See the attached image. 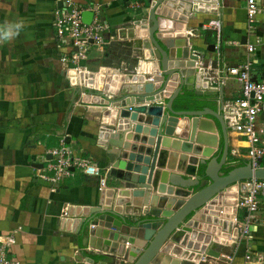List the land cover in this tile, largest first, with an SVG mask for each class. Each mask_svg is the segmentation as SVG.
<instances>
[{
  "label": "crops",
  "instance_id": "crops-1",
  "mask_svg": "<svg viewBox=\"0 0 264 264\" xmlns=\"http://www.w3.org/2000/svg\"><path fill=\"white\" fill-rule=\"evenodd\" d=\"M81 1L88 3L89 7H101L102 18L110 27L106 36L115 37L103 51L92 46L88 58L82 62V68L118 66L119 61L129 65L136 42L131 30L132 23L134 19L146 16V0ZM260 3L264 6V0H260ZM59 4L62 5V1L0 0V24L23 22V28L17 37L0 42V235L21 226L12 254L22 264H104L105 261L106 264H120L122 256L115 254L113 248L105 249L104 239L93 233L110 228L111 225L120 229L125 227L117 215L126 217L127 222L132 223L136 218L134 212L139 211L140 206L143 210L146 206L143 203L149 202L153 194H174L139 189L132 183H125L124 186L131 190L129 197L112 192L103 201V206L111 205L112 211L117 215L106 214L102 224H99L96 216L78 231L81 219L83 220L80 214L84 206H98L102 201V188L117 191L119 187L108 174L110 159L107 138L110 133L99 138L100 113L91 111L88 104L74 97L75 89L67 75V64L61 60L71 49L58 45L53 29V10ZM224 4L221 12L204 9L203 12L197 11L193 17L190 15L189 32H199V36L193 32L195 36L192 43L203 47L218 44L219 50L213 56L219 58L222 52L225 66H230L241 62L245 57L243 35H247V40H258L259 49L250 56L254 62V77L264 78V70L258 69L264 66V12L249 24L246 0H224ZM209 24L211 27L206 28L205 25ZM250 27L252 33L248 34ZM235 41L238 44H233ZM231 80L236 81L234 78L229 81ZM229 81L223 88L224 100L233 98L239 91L240 84L237 82V85H232ZM213 85L218 88L205 91L203 95L210 101L209 107L219 110L220 85ZM183 90L185 92L188 89ZM207 117L210 124L218 123L214 116ZM128 132L131 134L134 131ZM231 132L236 133L234 140L231 139ZM62 138L76 154L90 157L102 167L101 176L106 178L104 186H101L98 176L87 174L81 169H75L73 176L63 179L54 188L51 183L38 176L39 170L45 168L47 159L51 158L49 150L58 146ZM228 140L230 163L243 165L248 160L247 152L244 154L241 148L246 146L236 142L245 140H241L233 129L228 132ZM125 141L135 142L126 136ZM219 142L221 149L222 137ZM202 146L203 149L208 148L206 145ZM234 149L239 150V155L233 153ZM213 150L214 155L218 154L216 147ZM160 151L166 152L168 157L163 165H160V159L157 160V170L177 173L185 179L193 178V175L177 171L176 167L171 169L167 166L172 161L171 154L177 153L176 150L161 146ZM196 156L200 157L201 154ZM177 188L179 187L174 186V189ZM132 190L141 194L133 196L132 193L136 191ZM240 193L241 191L239 195ZM133 200L140 205L133 204ZM259 200V217L263 219L264 197H259ZM237 214L243 218L246 211L238 209ZM127 246L130 244L127 243ZM214 248L236 251L233 264H242L246 248L264 252V224L260 222L252 227L249 241L243 240L240 245L215 243ZM191 252L188 258L179 257V264H220L221 260L216 259L217 257H208L200 250ZM159 256L158 262L165 255L161 253ZM172 260L175 259L169 260V264Z\"/></svg>",
  "mask_w": 264,
  "mask_h": 264
},
{
  "label": "water",
  "instance_id": "water-1",
  "mask_svg": "<svg viewBox=\"0 0 264 264\" xmlns=\"http://www.w3.org/2000/svg\"><path fill=\"white\" fill-rule=\"evenodd\" d=\"M146 3V16L132 23L136 42L129 65L119 61L118 66L67 70L75 89L74 97L88 104L91 111L100 113L99 138L110 133L108 174L119 187L117 191L102 188L101 203L84 206L78 231L96 216L102 224L106 214L117 215L111 205L103 206L104 198L112 192L129 197L131 190L124 184L132 183L139 189L174 195L153 194L149 202L143 203L146 204L143 210L140 206L134 212V223L117 215L125 227L111 225L93 233L104 239L105 249L113 248L115 254L122 256L120 264H125L124 259L129 264H169V260L175 259L171 264H179L181 258L191 256L192 250L218 257L221 250L214 248V244H232L239 235L235 224L239 192L246 189L247 179H264V164L253 170L249 161L238 166L230 163L228 132L231 127L223 111V86L218 89L219 110L209 106L178 109L176 100L184 93L183 88L195 90L197 94L218 88L205 78L206 68L195 65L201 56L205 64L211 63L212 69L218 68L222 76L225 65L222 52L219 58L214 57L216 44L203 47L192 43L199 32H189L188 21L190 15L193 17L204 9L221 12L224 0H146ZM82 16L89 23L93 12L84 11ZM246 41L247 35H243L242 43ZM233 111L231 108L230 112ZM208 115L214 116L218 123L210 124ZM125 136L135 142H126ZM202 145L208 148L203 149ZM161 146L177 151L171 154L172 161L167 166L176 167L193 178L157 170V160L163 165L168 157L160 151ZM214 147L218 154L214 155ZM198 154L201 156L197 157ZM140 194L132 193L133 196ZM161 253L165 256L158 262Z\"/></svg>",
  "mask_w": 264,
  "mask_h": 264
},
{
  "label": "built area",
  "instance_id": "built-area-1",
  "mask_svg": "<svg viewBox=\"0 0 264 264\" xmlns=\"http://www.w3.org/2000/svg\"><path fill=\"white\" fill-rule=\"evenodd\" d=\"M62 5L53 10L52 25L60 47H69L71 51L64 54L61 58L67 68L82 69V62L89 56L92 46L103 51L111 39L112 35L106 36L110 31L107 22L102 18L101 7L98 5L89 7L88 3L81 0H59ZM246 14L249 24L254 22L258 15L264 12V6L260 0H246ZM92 11L91 22L83 20V12ZM212 24V23H211ZM211 24L205 25L210 28ZM252 33V28L248 29V34ZM192 34V33H191ZM233 44H238L237 41ZM246 54L241 62L234 65L223 67V75L220 76V70L213 68L211 63H206L200 56L196 61L197 68H206L204 76L210 84H218L225 87L226 83L234 78L240 84L236 96L224 100L223 111L227 124L237 132L241 140L247 141L248 149L246 157L253 170L261 168L264 161V78L258 79L253 75L254 62L251 53L259 49V41L247 40L244 43ZM216 50L219 45L216 44ZM210 62V61H209ZM124 63V61H123ZM234 108L233 112L230 109ZM50 159H47V165L39 170L38 176L52 184L53 188L63 179L73 176L75 169H81L90 175H96L100 178L101 186L106 184V178L101 176L102 167L93 162L92 158L78 155L66 143L64 138L60 140L58 146L49 150ZM233 153L239 155V150L234 149ZM107 170V169H106ZM246 189L241 191L237 207L246 211L243 218L237 214L235 224L238 226L239 235L232 243L240 245L243 240H250L251 229L255 224L263 223L264 218L259 217L260 200L264 197V179L250 178L246 181ZM21 226L11 230L8 233L0 235V264H22L21 260L15 257L13 247L17 243V233ZM237 256L235 251H221L216 258L220 264H233ZM125 264H129L124 259ZM242 264H264V252L246 248L242 256Z\"/></svg>",
  "mask_w": 264,
  "mask_h": 264
},
{
  "label": "trees",
  "instance_id": "trees-1",
  "mask_svg": "<svg viewBox=\"0 0 264 264\" xmlns=\"http://www.w3.org/2000/svg\"><path fill=\"white\" fill-rule=\"evenodd\" d=\"M210 101L207 100L205 95H200L194 91L187 90L181 94L176 100V107L178 109H203L205 107L211 106ZM232 167H230L231 169Z\"/></svg>",
  "mask_w": 264,
  "mask_h": 264
},
{
  "label": "clouds",
  "instance_id": "clouds-1",
  "mask_svg": "<svg viewBox=\"0 0 264 264\" xmlns=\"http://www.w3.org/2000/svg\"><path fill=\"white\" fill-rule=\"evenodd\" d=\"M23 28V22L0 24V42L11 41L17 37Z\"/></svg>",
  "mask_w": 264,
  "mask_h": 264
},
{
  "label": "rangeland",
  "instance_id": "rangeland-1",
  "mask_svg": "<svg viewBox=\"0 0 264 264\" xmlns=\"http://www.w3.org/2000/svg\"><path fill=\"white\" fill-rule=\"evenodd\" d=\"M258 69H259V71H263L264 66L258 67ZM236 83H237V81H233V80L229 81V84H232V85H237ZM241 151L245 154L248 151V149L247 148H241Z\"/></svg>",
  "mask_w": 264,
  "mask_h": 264
},
{
  "label": "bare ground",
  "instance_id": "bare-ground-1",
  "mask_svg": "<svg viewBox=\"0 0 264 264\" xmlns=\"http://www.w3.org/2000/svg\"><path fill=\"white\" fill-rule=\"evenodd\" d=\"M235 136H236V133H234V132H231V139L232 140H234L235 139ZM233 137H234V139H233ZM238 145H244V146H247L249 143H246L245 141L244 142H239V141H237L236 142Z\"/></svg>",
  "mask_w": 264,
  "mask_h": 264
}]
</instances>
